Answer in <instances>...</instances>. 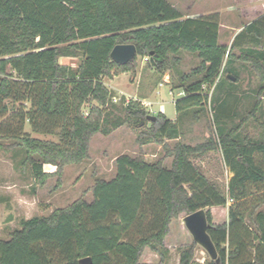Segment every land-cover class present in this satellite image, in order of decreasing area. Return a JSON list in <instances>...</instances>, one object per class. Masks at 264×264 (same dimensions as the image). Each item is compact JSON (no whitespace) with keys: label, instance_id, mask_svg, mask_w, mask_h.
Instances as JSON below:
<instances>
[{"label":"trees","instance_id":"1","mask_svg":"<svg viewBox=\"0 0 264 264\" xmlns=\"http://www.w3.org/2000/svg\"><path fill=\"white\" fill-rule=\"evenodd\" d=\"M119 43L135 44L137 55L149 57L160 72L177 65L182 50L198 55V66L178 82L172 79L173 87L184 90L175 101L179 115L207 103L204 85L216 89L233 83L228 75L237 60L251 65L264 90V14L244 24L228 49L217 20L183 18L168 0H0V117L15 109L7 100L30 103L28 110L13 114L17 126L0 124V134L18 140L35 180L43 183L61 175L66 165L87 159L94 134H109L126 120L140 125L147 119L149 112L137 101L122 108L124 118L117 114L115 95L103 80L133 68L137 56L127 64L111 58ZM60 57H80L81 63L73 68L61 64ZM27 120L34 132L56 134L58 141L22 133ZM151 124L150 139L167 148L170 167L162 160L150 163L142 154L119 155L115 176L95 181L91 201L79 198L50 214L23 218L9 237L0 238V264H79L86 256L93 264H167L163 248L171 221L184 211L225 206L230 200L224 224L213 223L206 211L220 258L206 264H264V211L259 209L264 141L240 138V126L219 127L218 140L197 145L178 140L170 147L165 141L182 134L178 120L160 113ZM218 146L233 173L227 190L194 161ZM45 163L56 169L46 172ZM252 187L263 194L250 193ZM250 205L251 224L245 217ZM196 244L182 250L178 264H193ZM146 248L159 254L158 263L140 261Z\"/></svg>","mask_w":264,"mask_h":264},{"label":"rangeland","instance_id":"2","mask_svg":"<svg viewBox=\"0 0 264 264\" xmlns=\"http://www.w3.org/2000/svg\"><path fill=\"white\" fill-rule=\"evenodd\" d=\"M168 1L183 13V18L207 17L221 23L220 26L223 27L220 30V39L228 49L240 31L226 26L237 27L249 20L242 15L241 8L234 6L229 11V6L240 4L243 0ZM136 56L131 70L115 72L103 79L117 97V101L113 102L119 106L117 114L123 118L125 115L122 108L130 101H137L149 115L163 113L174 121L178 120L182 134L180 139L165 141L170 147L178 140L191 145L205 143L210 139L218 140L219 127L231 130L240 126L238 130L240 138L264 141V90L260 91L262 80L249 63L237 60L231 72L233 75L238 74V78L231 79L233 83L226 81L216 89L214 85H204V90L208 94L207 103L204 106H194L179 115L175 101L184 95V90L173 87L172 79L178 82L182 73L198 66L200 62L198 55L182 50L177 54L179 57L177 65L163 72L158 71L146 57ZM59 62L77 68L81 58L60 57ZM6 102L11 108L15 106V109L12 108L0 117V124L10 122L17 126L19 120L12 117L13 114L16 110H28L30 103L25 101L14 104L11 100ZM88 108L89 105L86 104L85 113L88 112ZM216 114L221 116V120L217 121ZM143 121V124L135 125L126 120L109 134L101 132L94 134L90 140L87 159L81 163L66 165L61 175L48 176L43 183L35 180L32 175L30 163L25 161V153L18 145V140L0 134V238L9 237L10 232L20 227L23 218L50 214L54 209L66 207L79 198L91 201L93 199L91 188L95 181L98 178L110 179L115 176V160L121 154L131 156L142 154L150 163L162 160L164 166L170 167L173 157L166 155L167 148L163 144L150 139L151 120L147 118ZM24 132L30 133L32 137L58 141L56 134L34 132L28 120L24 124L22 133ZM194 161L206 176L223 190L228 189L233 173L226 164L219 146L195 157ZM52 166L54 165L45 163L44 169H50ZM54 167L56 169V166ZM250 190L252 194H263L257 187ZM252 198L249 200L255 202ZM232 203L230 200L225 206L206 207L205 210L211 211L213 223L224 224L229 220V207ZM251 207L253 208L250 205V210H247L245 216L250 224L252 217L248 213ZM259 209L264 211V202L259 203ZM186 215L187 212L184 211L170 223L163 248L168 251L167 264H178L182 250L194 243L193 235L184 221ZM132 236L137 238L139 232L135 230ZM210 259L208 251L197 243L193 264H206ZM159 260V254L149 248L144 250L140 258L144 263H158Z\"/></svg>","mask_w":264,"mask_h":264},{"label":"water","instance_id":"3","mask_svg":"<svg viewBox=\"0 0 264 264\" xmlns=\"http://www.w3.org/2000/svg\"><path fill=\"white\" fill-rule=\"evenodd\" d=\"M111 58L119 64L130 63L137 55V47L133 43H119L114 46L111 53ZM151 60L154 62V58L151 54ZM232 80H236L233 75H228ZM150 120H155L156 116L148 115ZM144 121L141 122L143 124ZM185 224L189 231L192 233L194 241L203 246L211 256L213 260L220 261L218 250L212 237L208 231L211 224L208 222L206 210L204 208L195 212L188 213L184 217ZM79 264H93L91 256L83 257L79 260Z\"/></svg>","mask_w":264,"mask_h":264},{"label":"crops","instance_id":"4","mask_svg":"<svg viewBox=\"0 0 264 264\" xmlns=\"http://www.w3.org/2000/svg\"><path fill=\"white\" fill-rule=\"evenodd\" d=\"M239 1V0H237ZM238 5V6H237ZM237 5H232L229 6V11L231 8H241L242 10V15L246 16L249 20L245 23H242L239 26H226L227 28L230 29H234V30H239L241 31L243 29L244 24H248L252 21H254L255 19L259 18L260 16H262L264 14V0H243L240 1V4L238 3ZM242 5V7H241ZM254 16V17H252ZM220 25H222L220 23ZM223 26H220V30ZM46 172H53L55 170V167L52 166V168L50 169H44Z\"/></svg>","mask_w":264,"mask_h":264},{"label":"built area","instance_id":"5","mask_svg":"<svg viewBox=\"0 0 264 264\" xmlns=\"http://www.w3.org/2000/svg\"><path fill=\"white\" fill-rule=\"evenodd\" d=\"M146 59L148 60L149 57H146ZM113 101H117V97L116 96L113 97Z\"/></svg>","mask_w":264,"mask_h":264}]
</instances>
